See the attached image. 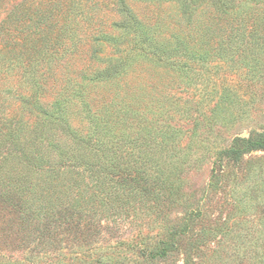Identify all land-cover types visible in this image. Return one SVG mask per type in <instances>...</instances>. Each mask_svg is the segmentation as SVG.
Wrapping results in <instances>:
<instances>
[{
    "label": "trees",
    "instance_id": "trees-1",
    "mask_svg": "<svg viewBox=\"0 0 264 264\" xmlns=\"http://www.w3.org/2000/svg\"><path fill=\"white\" fill-rule=\"evenodd\" d=\"M180 1L189 16L202 7L196 35L163 42L155 23L137 18L139 46L119 55L104 53L121 39L103 26L95 0H22L0 19V214L42 217L47 238L62 232L79 243L84 221L131 209L135 197L158 206L180 192L190 149L225 123L217 108L226 111L233 96L221 92L212 116H193L188 128L160 74L183 81L217 54L235 57L245 75L264 73V0ZM134 63L135 108L119 101ZM223 144L208 151L218 179L264 151V127Z\"/></svg>",
    "mask_w": 264,
    "mask_h": 264
},
{
    "label": "rangeland",
    "instance_id": "rangeland-1",
    "mask_svg": "<svg viewBox=\"0 0 264 264\" xmlns=\"http://www.w3.org/2000/svg\"><path fill=\"white\" fill-rule=\"evenodd\" d=\"M17 1L22 0H0V19ZM95 2L100 4L103 26L121 39L119 45L105 47L104 53L116 55L139 46L137 18L151 20L159 40L173 44L196 35L195 22L204 13L200 7L189 16L180 0ZM219 56L198 64L183 81L170 70L160 74L164 85L159 88L182 100L186 110L182 122L188 128L194 117L212 116L221 92L233 96L226 111L217 108L226 115L225 123L214 126L210 141L190 149L179 193L158 206L150 197H135L131 209L101 220H82L87 223L86 239L79 243L62 232L54 241L47 238L41 232L42 217L28 220L22 214H0V264H264V151L248 152L242 167L222 179L212 172L218 168L208 152L232 136L246 137L264 127V73L245 75L235 57L225 61ZM124 81L131 89L125 90L121 83L119 101L125 98L120 103L135 108V63ZM224 87L230 90L222 91Z\"/></svg>",
    "mask_w": 264,
    "mask_h": 264
}]
</instances>
